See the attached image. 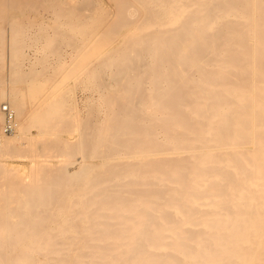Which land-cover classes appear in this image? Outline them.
Wrapping results in <instances>:
<instances>
[{
  "label": "bare ground",
  "instance_id": "6f19581e",
  "mask_svg": "<svg viewBox=\"0 0 264 264\" xmlns=\"http://www.w3.org/2000/svg\"><path fill=\"white\" fill-rule=\"evenodd\" d=\"M94 1L68 24L91 23L106 110L79 130L98 163L28 155L24 178L45 181L0 190L24 194L0 206V264H264V0H111V17Z\"/></svg>",
  "mask_w": 264,
  "mask_h": 264
},
{
  "label": "rangeland",
  "instance_id": "374dc122",
  "mask_svg": "<svg viewBox=\"0 0 264 264\" xmlns=\"http://www.w3.org/2000/svg\"><path fill=\"white\" fill-rule=\"evenodd\" d=\"M77 1L79 0H11L14 9L8 10V15L0 7V138L12 135L22 137L23 134V139L20 137L19 142L21 140V143H26H20L18 149L12 152L0 147V160L3 159L1 162L15 165L17 169L15 176H10L11 183L4 174L0 175V190L27 189L28 185L22 186L23 183H30L32 180L33 183L45 181V178L35 174H31L35 178H24L31 163L28 155H47L48 157H42L43 159H36L41 164H55L58 172L72 163L77 164V169L83 165H87L89 169L90 164L98 163L90 154V157L87 155L92 148L89 146L90 148L84 149L80 144L82 130L90 126L84 134L91 135L93 126L90 123L100 120L99 110L105 109L106 105H100L101 108L98 103L99 89L96 85L100 73L98 76L96 74L100 71L94 67L97 68L99 61L92 59L94 47L88 42L90 38L83 37L87 30L90 33L88 26L91 23L78 30L72 29L68 24L76 21L74 6ZM94 3H98L100 10H107L109 17L114 15L111 0H95ZM60 7L63 12L59 10ZM99 12L94 9L86 14L93 19ZM109 34L107 32L105 35H99L95 44L114 37ZM104 76L107 80V76ZM91 77L96 80H89ZM47 97L51 102L58 100V106L54 105L55 109L49 114H45L49 109ZM2 104L8 105L13 111L18 127L22 129L23 126V133L19 134V128L12 135L3 133ZM88 118L89 125L83 123L87 122L85 119ZM29 138L31 141L27 142ZM75 142H78L79 146L74 144ZM70 143L77 147L71 146V150L65 149L66 146L61 148L63 144ZM17 155L24 157L22 160L17 159ZM91 171L94 172L90 167L87 178H91ZM67 189L73 191L75 187ZM7 198H24V194L1 195L0 206L17 205L7 203Z\"/></svg>",
  "mask_w": 264,
  "mask_h": 264
},
{
  "label": "built area",
  "instance_id": "2783aa9c",
  "mask_svg": "<svg viewBox=\"0 0 264 264\" xmlns=\"http://www.w3.org/2000/svg\"><path fill=\"white\" fill-rule=\"evenodd\" d=\"M1 112L3 114V125L2 131L5 134H10L15 132L16 129V120L13 111L7 105L1 107Z\"/></svg>",
  "mask_w": 264,
  "mask_h": 264
}]
</instances>
